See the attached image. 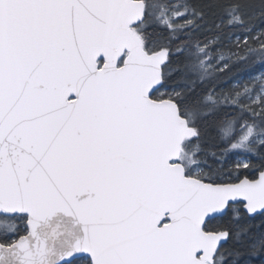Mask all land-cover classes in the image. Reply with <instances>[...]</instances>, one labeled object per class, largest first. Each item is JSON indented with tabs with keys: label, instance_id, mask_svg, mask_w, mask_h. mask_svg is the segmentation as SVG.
<instances>
[{
	"label": "snow or ice",
	"instance_id": "obj_1",
	"mask_svg": "<svg viewBox=\"0 0 264 264\" xmlns=\"http://www.w3.org/2000/svg\"><path fill=\"white\" fill-rule=\"evenodd\" d=\"M0 264H264V0H0Z\"/></svg>",
	"mask_w": 264,
	"mask_h": 264
},
{
	"label": "trees",
	"instance_id": "obj_2",
	"mask_svg": "<svg viewBox=\"0 0 264 264\" xmlns=\"http://www.w3.org/2000/svg\"><path fill=\"white\" fill-rule=\"evenodd\" d=\"M237 75H238V77L239 76H243L244 78H246V74L245 73H238Z\"/></svg>",
	"mask_w": 264,
	"mask_h": 264
}]
</instances>
